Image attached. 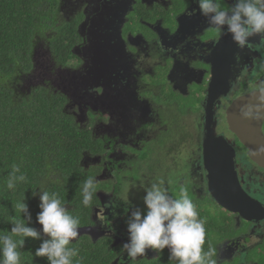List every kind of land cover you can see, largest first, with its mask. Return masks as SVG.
Returning <instances> with one entry per match:
<instances>
[{
	"label": "flooded vegetation",
	"instance_id": "1",
	"mask_svg": "<svg viewBox=\"0 0 264 264\" xmlns=\"http://www.w3.org/2000/svg\"><path fill=\"white\" fill-rule=\"evenodd\" d=\"M67 1L63 4L64 8L70 4L78 5L75 13H70L74 16L78 13L77 30L83 38L75 46L77 60L83 63V56L89 54V60L84 65L89 64L94 76L100 75L92 77L100 81L98 88L102 87V82H107L108 89H112V106L122 120L121 126L115 122L109 126L110 132H113L111 137H97L109 141L104 153L93 156L90 161L94 159L102 163V175L108 173L113 177L111 171L116 170V166L111 167L110 171L104 169V165L127 157L122 155L119 146L126 150L131 147L133 151L140 152L143 144L155 139L156 135H168L172 119L173 122L176 120L178 128L188 131L186 125L181 126L179 123L181 118L190 117L191 131L186 137L189 144H184V140L181 142L188 155L186 190L194 203L202 204V201L208 200L220 211L232 216V219L223 217L226 223L233 224L232 233L235 236L228 239L223 237L214 244V259L224 262L236 260V264H257L254 256L264 255V219L245 221L237 213L218 205L211 196L210 188L214 191L226 190V181L233 185V177L228 176V172L233 171L240 189L264 209V169L247 158L246 150L228 131L225 116L227 107L234 99L264 89V37H250L245 47H238L230 34L227 37V33H216L207 18L200 14L195 0ZM226 2L231 4L233 0ZM166 12L169 22L163 23ZM132 18L134 25L129 24ZM222 38L226 43L220 44ZM154 66L159 67L157 78L162 80L165 87L159 94L149 89V101L139 95L146 87L140 78L150 74ZM157 95L160 103L156 99ZM175 96H192L194 106L190 104L186 107L191 108L193 113L182 116L169 112L173 106L171 101L176 100ZM207 111L210 114L208 124L205 123ZM164 113H168L166 119L163 118ZM261 131L264 136V119ZM147 134L151 135L147 137ZM209 137L221 138L223 141L216 142ZM172 141H175V137ZM189 147L194 148L192 153L186 150ZM215 158L221 160L210 162ZM88 169L98 181H103V178H98L101 175L98 168L94 170L89 166ZM150 175L154 176V172L147 174V180ZM113 178L114 185L123 181L118 174ZM107 186L108 183H105V187L97 192L100 201L92 210V224L82 230L95 234L93 239L101 236L111 239L112 245L119 248V255L113 264H155L156 260L169 259L167 248L162 254L147 249L145 257H138L135 261L127 257L122 245L128 240L125 228L131 205H118L112 199V193L105 197V192L111 191ZM99 207L103 224L114 223L104 231L105 234L92 229L99 216ZM94 210H97L96 215ZM243 224H248V227L243 228ZM261 244L262 250L254 253L253 248Z\"/></svg>",
	"mask_w": 264,
	"mask_h": 264
},
{
	"label": "trees",
	"instance_id": "2",
	"mask_svg": "<svg viewBox=\"0 0 264 264\" xmlns=\"http://www.w3.org/2000/svg\"><path fill=\"white\" fill-rule=\"evenodd\" d=\"M65 1L0 0V233L11 230L13 218L20 215L14 205L24 198L32 215L30 226L39 230V197L32 193L39 192L38 188L55 191L69 211L80 217V235L72 244L80 250V264H113L119 248L112 245L111 239H93L82 231L92 224V210L100 200L94 195L92 207L85 208L80 195L84 180L95 177L84 168L86 158L102 155L109 139L102 141L91 128L79 125L73 103L49 82L24 85L33 69L36 46L42 45L57 67H67L76 58L75 46L83 38L77 30L78 13L76 17L70 13H75L78 5L64 8ZM13 166H19L27 176V182L17 184L14 191L6 188ZM104 187V181L97 182L98 191ZM199 214L206 222L204 251L223 237L235 236L221 214ZM39 245L40 241L26 238L24 248L20 249L21 264H48L46 258L34 255ZM155 264L176 262L164 259Z\"/></svg>",
	"mask_w": 264,
	"mask_h": 264
},
{
	"label": "clouds",
	"instance_id": "3",
	"mask_svg": "<svg viewBox=\"0 0 264 264\" xmlns=\"http://www.w3.org/2000/svg\"><path fill=\"white\" fill-rule=\"evenodd\" d=\"M195 2L200 14L207 18L216 33L230 34L238 47H245L250 37H264V0H233L231 4L226 0L223 3L222 0ZM260 99L264 101V96ZM242 115L244 118L264 119V106L250 107ZM25 182L27 176L21 173L19 166H13L6 188L14 191L17 184ZM97 182L96 177L89 176L80 187L83 207H92L98 191ZM38 189L39 192L35 190L32 195L39 197L40 211L36 214V223L42 227L38 230L30 226L32 215L26 198L17 201L14 209L20 215L13 218L10 231L0 233V264H21L20 249L24 248L26 238L40 241L34 255L46 258L48 264H80V250L72 246L80 235V217L69 211L58 192ZM143 190V210L130 201V214L126 220L128 240L122 245L127 257L135 261L138 257H145L147 249L162 254L167 248L169 261L176 264H217L212 258L216 249L209 245L208 251H204L206 222L186 190L182 189L178 198L173 197L163 179L144 186Z\"/></svg>",
	"mask_w": 264,
	"mask_h": 264
},
{
	"label": "rangeland",
	"instance_id": "4",
	"mask_svg": "<svg viewBox=\"0 0 264 264\" xmlns=\"http://www.w3.org/2000/svg\"><path fill=\"white\" fill-rule=\"evenodd\" d=\"M165 21L169 22L168 12L163 15V23ZM129 24H135L133 23V18L130 20ZM83 60H85V62L80 63L76 56V58H74L67 67H57L50 58L48 51L42 45H38L35 48L33 69L30 73V76L24 82V85L41 84L44 81L49 82L52 88L58 89L59 91L66 94L73 103L75 108V117L79 125L91 128L95 137H111L113 132H110L109 126L113 125L114 122L118 126L122 125L120 116L117 115L115 108L112 106V102L114 101L112 89H108L107 82H102V87L98 88L97 85L100 83V81L98 79L94 80L92 77H99L100 75L94 76L91 74L89 64L84 65L89 60L88 53L83 56ZM158 71L159 67L154 66L150 74H144L140 78V81H143V84L146 87L143 91L139 92V95L145 99H148L149 101H151V95L148 91L149 89L157 91V94L164 91L165 85L162 83V80H158L157 78ZM130 88L132 89V86ZM108 93H110V95H108ZM152 98L154 97L152 96ZM156 99L160 103V98L158 95ZM175 99L176 100L171 101L173 106L169 112H175L182 116L186 115L188 112L193 113L191 108L186 107L190 104L194 106V99L192 96H188L187 98L175 96ZM86 100L87 103H84ZM109 101L111 106L109 105ZM167 114L168 113H164L163 118L166 119ZM189 118L190 117L188 116L185 119L181 118V124L179 123V125H186L188 127V131H191V121H189ZM171 121L172 123L170 125V131L168 132V135H156L155 139L151 140L149 143L143 144L142 151L140 152L133 151L134 149L128 146V150L119 146L122 155H127V157L123 158L122 160H117L110 165H104V169L108 168L109 170L111 167L114 168L116 166V170L110 171L113 177L118 174L123 180L118 184V189H115V180L112 176L110 177L108 173L102 175V163H97L94 161V159L91 161L86 160L84 166L87 168L90 166L94 170H97L98 168V173H101L98 178H103V181L108 183L107 188H110L111 191L105 192V197L111 196L112 193L114 194V197H111L112 199L114 198V202H116L118 205L124 204L125 207H129V203L131 201L132 205L136 207L141 206L144 209L143 196L145 195V192L143 187L150 185L152 182L163 179L170 195L176 198L179 197L182 189L186 190L188 155L185 153L183 148L185 147L184 144H189V142H186L188 131L186 128H178L176 120L173 122L172 119ZM150 135L151 134H147V137ZM174 137L175 141H172ZM183 140L185 143L181 144ZM189 148L190 149L186 150H188L189 153H192L194 148ZM141 161L143 163L142 165ZM157 165L161 166L158 167ZM150 171L154 172V176L150 175V179L147 180V174L150 173ZM114 173L116 174L114 175ZM186 192L193 200L192 196L187 190ZM195 204L197 206V210L202 215L209 214L216 216V214H222V216L232 219V216L220 211L217 207L212 205V202L208 200L202 201V204ZM96 212L97 210H94L93 213L96 215ZM101 212L102 210L99 207V216H97L96 220L95 217L93 218V221L95 220V225L92 227V229L100 231L99 234H105L104 231H106V229H108L114 223L112 222L109 224H103V218L100 217ZM230 225L233 228V224L231 223ZM242 227H248V224H243ZM82 231L91 238L95 236L93 233L85 232L84 230ZM242 231L243 230L240 232ZM125 234H128L127 228H125ZM262 247L263 244L254 247V253L261 251ZM248 253H251V251L248 250ZM254 259L257 264H264V255L260 254L257 257L255 255Z\"/></svg>",
	"mask_w": 264,
	"mask_h": 264
},
{
	"label": "water",
	"instance_id": "5",
	"mask_svg": "<svg viewBox=\"0 0 264 264\" xmlns=\"http://www.w3.org/2000/svg\"><path fill=\"white\" fill-rule=\"evenodd\" d=\"M228 36L229 35L227 34V37ZM221 43H226V40L222 38L220 40V44ZM261 96H264V91L248 93L234 99L227 107L225 116L228 131L235 136L238 143L246 150L247 158L252 163L264 169V136L261 131L263 119L256 120L252 118H244L242 115V112L248 110L250 107L254 109L256 105L264 106V101H261L260 99ZM212 101H210V104ZM209 117L210 114L207 111L206 124H208L207 121ZM209 139L215 140L216 142L223 141L221 138L213 139L209 137ZM205 148H207V142L204 144V160L206 162ZM220 160V158H215L210 160V162L213 161L214 163H217ZM230 166L232 165L230 164ZM228 176L233 177V185H230L228 181H226L228 184L226 190L214 191L210 188L211 196L214 197L215 202L226 210L237 213L245 221L264 219V209L240 189L234 176V172L229 171ZM233 191L235 192L232 193Z\"/></svg>",
	"mask_w": 264,
	"mask_h": 264
}]
</instances>
